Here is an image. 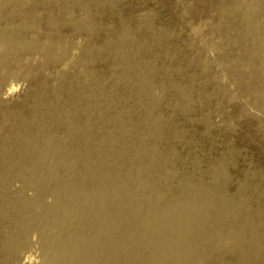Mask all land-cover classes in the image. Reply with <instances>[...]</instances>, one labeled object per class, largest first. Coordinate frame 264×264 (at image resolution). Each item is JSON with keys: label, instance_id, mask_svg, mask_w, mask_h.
I'll list each match as a JSON object with an SVG mask.
<instances>
[{"label": "rangeland", "instance_id": "1", "mask_svg": "<svg viewBox=\"0 0 264 264\" xmlns=\"http://www.w3.org/2000/svg\"><path fill=\"white\" fill-rule=\"evenodd\" d=\"M186 206L184 264H264V0H0V264H157Z\"/></svg>", "mask_w": 264, "mask_h": 264}, {"label": "bare ground", "instance_id": "2", "mask_svg": "<svg viewBox=\"0 0 264 264\" xmlns=\"http://www.w3.org/2000/svg\"><path fill=\"white\" fill-rule=\"evenodd\" d=\"M111 194H113L111 189L108 190L100 188L91 196V198L98 199V202L102 198L108 197V195L110 196ZM48 207L51 211H57L55 204ZM193 210L194 208H192L191 206H186L183 210L173 208L167 213L160 214L159 218L161 224L163 221L165 224H168V226L170 225V227L168 229V234L164 235L163 237L161 236L156 242L152 243L155 248V253L153 254L152 258L157 264H184L186 262V259L191 255L193 246L191 244H187L186 240L190 237L189 225L192 220ZM99 218H101V216ZM174 220L183 221L182 228L172 227L171 224L174 222ZM43 238L45 241H47V243H54L55 240L52 235L47 234H45ZM127 241L131 242V239L128 238ZM94 246L95 245H92V247ZM45 260L49 264H73V262L77 260V256L74 253L73 249L65 247L63 251L58 250L57 252H51L50 254L46 255Z\"/></svg>", "mask_w": 264, "mask_h": 264}]
</instances>
